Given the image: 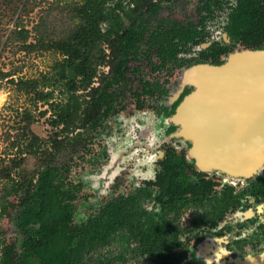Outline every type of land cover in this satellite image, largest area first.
<instances>
[{
  "label": "flooded vegetation",
  "instance_id": "af4514ba",
  "mask_svg": "<svg viewBox=\"0 0 264 264\" xmlns=\"http://www.w3.org/2000/svg\"><path fill=\"white\" fill-rule=\"evenodd\" d=\"M197 16L152 30V55L159 59L153 69L165 76L141 79L129 147L122 150L120 141L107 154L113 164L98 185L62 177L55 166V189L72 230L66 250L79 264H264V166L250 176L232 174L247 170L250 159L249 138L237 134L239 117L208 110L197 125L186 117L185 130L175 120L194 89L192 68L221 65L236 51L264 50V0H200ZM100 120L91 123L101 129ZM198 130L207 143L195 142ZM234 145L240 161L231 154ZM123 161L136 169L130 188L115 194Z\"/></svg>",
  "mask_w": 264,
  "mask_h": 264
},
{
  "label": "trees",
  "instance_id": "16d2710c",
  "mask_svg": "<svg viewBox=\"0 0 264 264\" xmlns=\"http://www.w3.org/2000/svg\"><path fill=\"white\" fill-rule=\"evenodd\" d=\"M155 5L152 0H82L70 6V22L66 25L52 24L45 17L36 23L34 42H28L30 30L26 28L18 27L12 32L21 43L20 50L55 51L61 59L53 64L52 72L40 78H16V73L0 69V89L5 83L12 84L36 108L39 103L48 106L39 114L50 112L49 124L61 127V131L46 142L32 128L37 118L31 108L18 110V120L13 124L5 123L7 116L1 114L0 142L4 145L0 144V264H79L66 250L72 230L54 184L58 169L53 162L64 142L60 133L85 127L101 115L104 87L94 86V80L100 66H112L124 56L121 47L131 37V31L124 29L123 16L133 12L144 16L146 10L155 12ZM140 23L138 27H147L145 20ZM158 36L167 37L161 32ZM168 53L174 55L172 50ZM119 72L124 74L121 69ZM4 108L9 109L10 104ZM28 155L41 157L43 169L27 170L24 165ZM23 195L28 197L16 205L11 221L20 231L31 223L37 227L26 231L18 243L7 244L2 220L9 214L10 198Z\"/></svg>",
  "mask_w": 264,
  "mask_h": 264
},
{
  "label": "rangeland",
  "instance_id": "374dc122",
  "mask_svg": "<svg viewBox=\"0 0 264 264\" xmlns=\"http://www.w3.org/2000/svg\"><path fill=\"white\" fill-rule=\"evenodd\" d=\"M81 1L0 0V69L10 71L13 74L16 73V78H40L43 74L52 72L53 64L61 59V55L55 51L29 53L22 51L19 49L21 43L17 41L15 35H12V32L18 27L19 29L26 28L30 30L28 42H34L35 32L33 27L36 23L45 17L52 24L64 26L68 21L70 22V6H75ZM152 1L156 3L155 12L145 9L147 12L141 17L137 12L123 16L124 28H132L133 33L121 47V53L124 56L112 66L104 65L99 67L98 77L94 80V86L103 84L102 105L103 109L107 110L105 115L102 112L98 116L101 119L98 121L101 124V129L97 128V123L93 122V124L90 122L85 127L78 126L71 133H60L62 138H64V142L62 143V148L56 152L53 163L61 169L62 177L65 176L71 180L83 178L86 182L92 181L93 187L98 185L100 178L109 169V166L113 164V161L110 163L107 160V154H112V151L116 149L115 146L120 141L122 150L129 147L130 143L127 141L130 134L129 128L132 125V120L136 117V102H138L133 98V94L135 91L142 89L141 79H157L165 76L163 75L164 72H157L156 68L153 69L158 64L159 59L156 55H152L154 53L151 50L152 47H157V44L151 39L154 38L152 30L162 28L166 24H173V21L181 24V22L185 23L198 19L197 7L200 4V0ZM126 4H129V2H126ZM127 8H133V5H128ZM142 20L146 21L151 35L147 29L138 27ZM104 28L106 27L104 26ZM106 48L107 46L105 45ZM107 52H109L108 49ZM120 69L127 70L124 78H121L117 73ZM5 84L0 89V118L1 114L2 116H7L5 123L13 124L14 120H18L16 116L18 110L31 108L37 118V122L32 125V128L44 141L47 142L55 133L61 131V127L54 128L49 124L50 112L45 116L39 114L40 111L45 110L48 106L39 103L36 108L29 97L16 91L12 84ZM81 93L84 92L80 91ZM147 100L146 104L149 107L156 106L157 101L154 100L155 103H153L151 99ZM7 104H10L9 109L4 108ZM103 115L105 117L102 118ZM1 122L2 119L0 124ZM158 124L160 127L161 122L159 121ZM0 144L1 146L4 145L2 142ZM123 145L126 147L124 146V148ZM93 156L99 158L94 165L92 161H89ZM106 161L108 162L105 169L100 171L99 167L105 164ZM129 163L126 161L118 163L122 167L120 170L116 169L115 172L120 171L122 181L119 183V188L115 189V194L128 190L132 184L131 178L132 174L135 173L136 167H128ZM24 167L31 172H36L42 170L44 165L41 157L28 155ZM86 190L91 191L92 188ZM26 197L23 195L10 198V204L8 205L9 214L4 216L2 220L5 230V242L7 244L18 243L21 236L24 235L22 232L33 230L36 227V225L27 224L25 230L20 231L11 221L16 205L25 201Z\"/></svg>",
  "mask_w": 264,
  "mask_h": 264
},
{
  "label": "water",
  "instance_id": "95a60500",
  "mask_svg": "<svg viewBox=\"0 0 264 264\" xmlns=\"http://www.w3.org/2000/svg\"><path fill=\"white\" fill-rule=\"evenodd\" d=\"M204 69L210 72L207 75L199 74ZM190 73V83L194 85V89L179 105L175 120L180 119L185 130L186 117H193L191 124L197 125L204 111L206 114L208 110L219 113L223 109L231 116L229 111L233 110L234 115L240 119L237 123V134L249 138L250 159L247 170H233L232 174L250 176L258 172L264 166V50L236 51L221 65L199 66L192 68ZM197 133L199 134L194 137L195 142L198 145L207 143L208 140L200 139L199 130ZM232 149L234 160L235 155L238 161L242 160L240 145H234ZM210 156L213 158L215 153ZM213 160L216 163V159ZM229 164L231 167L232 163ZM208 166L209 164L206 165Z\"/></svg>",
  "mask_w": 264,
  "mask_h": 264
},
{
  "label": "bare ground",
  "instance_id": "6f19581e",
  "mask_svg": "<svg viewBox=\"0 0 264 264\" xmlns=\"http://www.w3.org/2000/svg\"><path fill=\"white\" fill-rule=\"evenodd\" d=\"M209 72H210V70L204 69L203 71H200L199 74L206 73V75H207V73H209ZM219 82H221V81H219ZM231 87H233V85ZM206 118H208V117H206ZM208 123H210V120H208Z\"/></svg>",
  "mask_w": 264,
  "mask_h": 264
}]
</instances>
